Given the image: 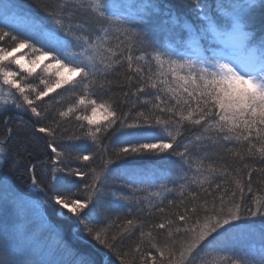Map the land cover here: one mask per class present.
<instances>
[{"label": "snow or ice", "instance_id": "obj_1", "mask_svg": "<svg viewBox=\"0 0 264 264\" xmlns=\"http://www.w3.org/2000/svg\"><path fill=\"white\" fill-rule=\"evenodd\" d=\"M191 4L190 18L158 0H53L37 22L0 0V113L28 116L50 159L47 184L36 174L45 165L29 166L32 185L105 256L119 264H264V179L258 187L253 180L264 168L247 162L264 164V0ZM114 88L124 99L109 94ZM65 95L70 102L54 107ZM130 96L140 107L124 111ZM73 120L79 134L64 136L62 124ZM12 134L6 127L0 135V167L16 163ZM220 149L246 177L217 162ZM163 154L174 167L153 195L178 189L182 211L150 224L112 217L104 189L113 166L123 168L122 187L141 191L137 184L157 173L137 165ZM110 195L131 202L120 188ZM79 264L96 261L82 255Z\"/></svg>", "mask_w": 264, "mask_h": 264}, {"label": "trees", "instance_id": "obj_2", "mask_svg": "<svg viewBox=\"0 0 264 264\" xmlns=\"http://www.w3.org/2000/svg\"><path fill=\"white\" fill-rule=\"evenodd\" d=\"M19 5V9L25 13L32 14L38 21L44 15L41 5L50 4L53 0H13ZM164 7H172L180 13H189L192 7L191 0H158ZM189 17L191 15L189 13ZM49 29L54 27L47 25ZM157 36L160 33H155ZM60 35H63L62 33ZM138 54V53H136ZM123 84V80H118ZM130 90H134L130 89ZM58 89L57 92H62ZM110 95L118 99H124L122 92L114 88ZM56 93L50 94L46 100ZM70 100L65 95L61 107L69 103ZM140 107L135 97H128V104L122 105V110L128 111L132 105ZM134 111V109H133ZM22 118V119H21ZM27 115L10 110L7 113H0V135L6 131V127L13 129V139L11 141V157L16 163H9L7 167H0V259H15L19 264H79L82 255L91 257L96 264H119L115 256L109 254L105 256L99 246L90 241L86 233L75 231V225L65 216L58 215L57 206L41 192L39 188L32 185L28 168L31 164L43 163L45 167H37L36 174L41 184L49 183L47 165L50 164L49 150L45 146L43 139H36L31 135V124L28 122ZM23 121V122H22ZM76 121H65L62 128H67L64 136L79 134L76 127ZM185 135H190L186 132ZM108 144L107 141H105ZM109 148L118 147L115 143L108 145ZM222 160L218 159L219 164L227 165L229 170L245 176L248 169L242 167V162L234 158L226 149H220ZM174 158H168L167 154L162 157L147 158L137 165L140 168L152 169L157 173L156 176H150L144 183H138L137 188L141 191L130 190L121 186L123 168L116 169L111 173L110 178L105 185L106 207L112 209L111 216L118 217L121 222L125 219H138L145 223L159 222L165 214L172 215L177 211H182L183 205L179 190L173 192H164L159 196L153 195L160 192L159 184L164 183L161 177L164 172L174 167ZM250 167L264 168V164L259 161H247ZM101 161L97 159L93 166H99ZM119 163V162H118ZM73 166H79V162H74ZM264 179V173H253L254 186H259L257 177ZM168 187H176L169 184ZM195 186H193L194 188ZM120 188L121 192L131 200L126 204L124 201L114 202V197L110 193ZM67 194L65 189H60ZM72 193L83 197L84 192L81 189L73 188ZM264 195V193H261ZM203 195V193H201ZM251 195V194H247ZM23 197L35 199L41 205V216L39 217L24 202ZM168 200H173V205L168 204ZM163 201V203H161ZM157 207H163L164 213L157 211ZM65 212L67 210H64ZM255 227L259 229V220L255 221ZM163 232V230H161ZM136 243L135 237L128 242L125 247H130ZM240 247H243L241 245Z\"/></svg>", "mask_w": 264, "mask_h": 264}, {"label": "rangeland", "instance_id": "obj_3", "mask_svg": "<svg viewBox=\"0 0 264 264\" xmlns=\"http://www.w3.org/2000/svg\"><path fill=\"white\" fill-rule=\"evenodd\" d=\"M17 11H21L19 8ZM35 18V17H34ZM37 22H39L37 20ZM47 61H44L46 63ZM41 67H43V64H41ZM37 73H39V68L37 69ZM98 119H102V117H98ZM24 202L26 205L33 211L35 212L39 217L41 216V205L33 198L30 197H23Z\"/></svg>", "mask_w": 264, "mask_h": 264}]
</instances>
